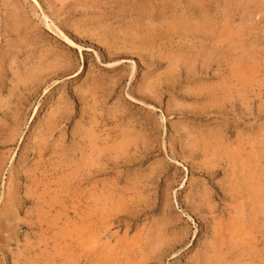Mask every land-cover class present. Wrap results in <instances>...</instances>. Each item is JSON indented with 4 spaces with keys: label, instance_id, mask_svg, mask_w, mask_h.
Instances as JSON below:
<instances>
[{
    "label": "rangeland",
    "instance_id": "374dc122",
    "mask_svg": "<svg viewBox=\"0 0 264 264\" xmlns=\"http://www.w3.org/2000/svg\"><path fill=\"white\" fill-rule=\"evenodd\" d=\"M69 263L264 264V0H0V264Z\"/></svg>",
    "mask_w": 264,
    "mask_h": 264
},
{
    "label": "bare ground",
    "instance_id": "6f19581e",
    "mask_svg": "<svg viewBox=\"0 0 264 264\" xmlns=\"http://www.w3.org/2000/svg\"><path fill=\"white\" fill-rule=\"evenodd\" d=\"M21 21H22V20H21ZM176 21H177V20H176ZM14 22H15V21H14ZM13 24H14V23H13ZM175 26H176V25H175ZM173 27H174V26H173ZM206 28H207V27H206ZM209 44H210V43H209ZM237 65H239V64H237ZM232 66H233V65H232ZM234 68H235V67H234ZM234 68H233V69H234ZM239 69H240V68H239ZM234 70H235V69H234ZM237 71H238V70H237ZM233 73H234V72H233ZM242 73H243V72H242ZM233 75H234V74H233ZM235 77H236V75H235ZM241 77H242V76H241ZM241 77H240V78H241ZM236 78H237V77H236ZM237 79H238V78H237ZM229 80H230V79H229ZM238 83H239V82H238ZM213 88H214V87H213ZM227 88H228V87H227ZM229 93H230V92H229ZM90 128H91V127H90ZM128 131H129V130H128ZM92 133H94V132H92ZM97 136H98V135H97ZM85 139H86V138H85ZM85 139H84V140H85ZM220 139H221V138H220ZM91 141H92V140H91ZM93 141H94V140H93ZM93 141H92V142H93ZM135 142H136V141H135ZM87 143H88V142H87ZM94 143H95V142H94ZM111 144H112V143H111ZM124 144H125V143H124ZM87 146H88V145H87ZM98 146H99V145H98ZM91 148H92V147H91ZM91 148H89L90 151H91V150L93 151V149H91ZM94 148H95V147H94ZM107 148H108V147H107ZM77 151H78V150H77ZM92 151H91V152H92ZM95 151H96V150H95ZM91 152H90V153H91ZM114 152H115V151H114ZM189 152H190V151H189ZM94 153H95V152H94ZM96 153H97V152H96ZM99 154H100V153H99ZM96 155H97V154H96ZM96 155H95V156H96ZM82 157H83V156H82ZM89 157H90V156H89ZM79 158H80V157H79ZM205 158H206V157H205ZM88 161H89V160H88ZM91 161H92V160H91ZM254 163H255V162H254ZM81 164H82V163H81ZM92 164H94V163H92ZM240 165H241V164H240ZM88 166H89V165H88ZM84 171H85V170H84ZM75 173H76V172H75ZM251 177H252V176H251ZM253 179H254V177H253ZM101 181H102V180H101ZM253 182H254V181H253ZM101 186H102V185H101ZM253 186H254V185H253ZM254 188H255V187H254ZM108 191H109V190H108ZM250 191H251V190H250ZM105 192H106V191H105ZM101 195H102V194H101ZM260 196H261V195H260ZM100 198H101V197H100ZM102 199H103V198H102ZM107 199H108V198H107ZM91 200H92V199H91ZM103 200H104V199H103ZM259 200H260V199H259ZM100 202H101V201H100ZM105 202H106V201H105ZM254 206H255V205H254ZM102 208H103V207H102ZM233 213H234V212H233ZM234 215H235V214H234ZM97 216H98V215H97ZM242 216H243V215H242ZM97 225H98V224H97ZM59 230H60V229H59ZM158 230H159V229H158ZM53 234H54V233H53ZM57 234H58V232H57ZM59 235H61V234H59ZM98 238H99V237H98ZM237 239H238V238H237ZM43 240H44V239H43ZM52 240H53V239H52ZM52 240H51V241H52ZM214 240H215V239H214ZM236 241H237V240H236ZM63 243H64V242H63ZM104 243H105V242H104ZM215 243H216V242H215ZM65 246H66V245H65ZM94 246H95V245H94ZM98 246H99V245H98ZM100 246H101V245H100ZM104 246H105V245H104ZM89 247H90V246H89ZM107 247H108V246H107ZM113 248H114V247H113ZM77 249H78V248H77ZM103 249H104V248H103ZM103 249H102V251H104ZM114 251H115V250H114ZM67 254H68V253H67ZM95 254H96V253H95ZM234 254H235V253H234ZM87 255H88V254H87ZM99 258H100V257H99ZM105 258H106V257H105ZM105 258H104V259H105ZM72 259H73V258H72ZM90 259H91V258H90ZM96 261H97V260H96ZM213 261H215V260H213ZM37 263H38V262H37ZM100 263H101V262H100ZM105 263H106V262H105ZM206 263H207V262H206ZM69 264H70V263H69Z\"/></svg>",
    "mask_w": 264,
    "mask_h": 264
}]
</instances>
